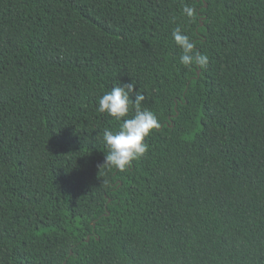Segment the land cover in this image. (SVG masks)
Wrapping results in <instances>:
<instances>
[{
  "label": "trees",
  "instance_id": "16d2710c",
  "mask_svg": "<svg viewBox=\"0 0 264 264\" xmlns=\"http://www.w3.org/2000/svg\"><path fill=\"white\" fill-rule=\"evenodd\" d=\"M131 81L159 127L121 171ZM0 264H264V0H0Z\"/></svg>",
  "mask_w": 264,
  "mask_h": 264
},
{
  "label": "clouds",
  "instance_id": "9594fccd",
  "mask_svg": "<svg viewBox=\"0 0 264 264\" xmlns=\"http://www.w3.org/2000/svg\"><path fill=\"white\" fill-rule=\"evenodd\" d=\"M183 11L185 16L192 18L193 9L185 7ZM172 38L181 50L179 60L182 65L206 67L207 55L197 50L195 43L183 34L180 26L172 31ZM144 100V95L137 92L136 84L132 81L120 83L100 97L97 110L120 122L117 131L106 128L103 132V141L107 148L103 165L123 171L147 151L148 145L144 140L159 127V123L152 111L142 107ZM130 110L134 111V115L126 118Z\"/></svg>",
  "mask_w": 264,
  "mask_h": 264
}]
</instances>
